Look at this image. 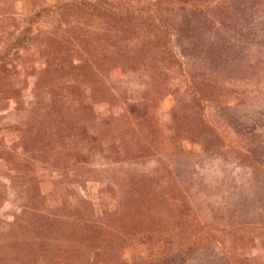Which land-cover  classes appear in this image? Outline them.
Masks as SVG:
<instances>
[{
    "label": "rangeland",
    "instance_id": "374dc122",
    "mask_svg": "<svg viewBox=\"0 0 264 264\" xmlns=\"http://www.w3.org/2000/svg\"><path fill=\"white\" fill-rule=\"evenodd\" d=\"M237 4L0 0V264H264V33L233 35Z\"/></svg>",
    "mask_w": 264,
    "mask_h": 264
},
{
    "label": "trees",
    "instance_id": "16d2710c",
    "mask_svg": "<svg viewBox=\"0 0 264 264\" xmlns=\"http://www.w3.org/2000/svg\"><path fill=\"white\" fill-rule=\"evenodd\" d=\"M235 1L239 2L240 4L232 5L233 8H236L238 15H239L237 18H235L234 23H230V25H229L233 29L236 28V31H234L233 35L241 40V38H243L245 36V33L243 30L247 29L246 27L251 28V26H252V28H253L255 23H257L258 20H260V19H261V22L258 23L259 24L258 30L260 31V28H261V31L264 33V19H262L264 17V0H235ZM225 2L219 3L221 8H223V5ZM225 14H226V12L223 13V16H225ZM211 23H212V21H211ZM211 23H209V25ZM222 25H226V24H222ZM228 32H230V31H228ZM255 33L256 32H251L249 34V36H251V38L248 39L249 42L255 41V38L252 37L253 34H255ZM263 49H264V47H263ZM262 53L264 55V51ZM253 67L255 68V65H253ZM258 68L259 67L256 66V68H255L256 71L259 70ZM247 73H248V71H247ZM247 144H249V148H247V150L249 152V155L247 156V158L249 159V162H248L249 165L248 166L250 167L251 165L253 166V164H257L256 165L257 167H259L260 169L263 168L262 170H260V172L264 175V140L259 139V138L254 139V140L252 139ZM260 155L262 156L261 160L259 158ZM237 166L240 167L241 165H237ZM251 169H252V174H254V176H255V172H256L255 167H254V169L253 168H251ZM250 197H252V196H250ZM250 197L248 195H245L242 198L244 201H242L243 203L241 205H243V206L248 205L247 203L245 204V202L248 199H250ZM230 210L231 211H228V212H229V215L232 217H231V219H229L226 222V224H224V226L226 228H228L231 226L238 227V226L244 225L245 224L244 222H238V223L233 222L235 219V214L238 213V211H237L238 209L237 210L230 209ZM258 216H259L258 217L259 218L258 219L259 224H264V213H262L261 215L259 214ZM143 233H145L146 235H143ZM143 233L142 234L139 233V234H136L130 238H127L124 243L126 244V246H128V245L137 244L138 242H145V240L148 241L149 240L148 231L146 230V232L144 231ZM145 236H147V237H145ZM152 240L155 241V243H158L157 244L158 246H161V245L163 246L164 240H162L158 237H156L155 239H152ZM154 254H156V255H153V257L152 256L150 257L152 261L153 260L155 261L154 256H158L157 251ZM120 256H121V254H120Z\"/></svg>",
    "mask_w": 264,
    "mask_h": 264
}]
</instances>
